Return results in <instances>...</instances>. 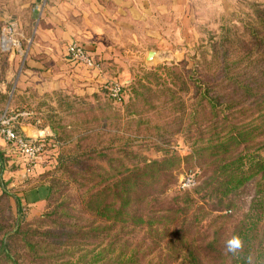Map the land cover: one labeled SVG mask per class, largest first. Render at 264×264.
<instances>
[{"label":"trees","instance_id":"16d2710c","mask_svg":"<svg viewBox=\"0 0 264 264\" xmlns=\"http://www.w3.org/2000/svg\"><path fill=\"white\" fill-rule=\"evenodd\" d=\"M255 8L250 43L227 31L203 53L210 61L182 64L177 91L139 85L134 99L125 102L124 90L111 99L123 115L110 142L43 139L56 166L44 183L24 169L45 201L31 222L20 205L13 214L0 152V264H264V8ZM173 131L190 150L182 161L201 178L174 198L181 158L162 147Z\"/></svg>","mask_w":264,"mask_h":264},{"label":"rangeland","instance_id":"374dc122","mask_svg":"<svg viewBox=\"0 0 264 264\" xmlns=\"http://www.w3.org/2000/svg\"><path fill=\"white\" fill-rule=\"evenodd\" d=\"M255 7L264 8V0H203L194 3V13L191 17L182 15V25L179 16L168 19L174 24L175 31L164 35L165 43L142 42V48L135 47L134 43L126 40L127 36L116 37L115 44L118 48L112 51L115 64L103 66L96 60L99 72L97 75H107L103 82H97L94 72L83 66L68 65L66 67H49L43 72L47 80L56 76L59 85L56 88L52 81L44 83L43 87L30 86L29 92L24 97L25 104L14 107L10 111L32 112L40 121L39 127L45 128L52 137L60 136L66 147L75 145L79 139H83L85 147H89L92 137L102 138L110 142L111 135L117 132L120 125V108L122 105L113 102L107 95L104 86L113 81L121 84L125 93V102L135 98V91L139 85L148 86L153 90H160L164 84L169 89L177 91L182 87V64H189V68L197 63L210 61V57H204L203 53H211L212 46L218 44L221 37L227 33H237L246 44L250 43L248 34L256 22ZM162 25L166 21L158 20ZM168 24V23H167ZM3 34V31H1ZM233 38V36H232ZM177 41V42H175ZM77 43V42H76ZM176 43V44H174ZM80 44V43H78ZM65 46V51H66ZM160 52L151 63H146L145 56L150 49ZM180 54V58L171 59L172 54ZM46 68V67H45ZM57 73L55 74V70ZM94 78V81L92 79ZM57 81V80H55ZM182 95V91L180 93ZM123 113V112H122ZM121 127V126H120ZM110 129V130H109ZM110 132V133H108ZM120 133V132H119ZM123 133V131H122ZM128 133L126 134V136ZM164 141H168L165 150L173 151L181 158L180 167L174 172V183L169 189V197H176L184 192L196 189L182 190L180 184L183 178L191 172L200 173L195 164H186L182 158L190 154L188 145L184 143L182 135L173 131L166 135ZM149 159L156 160L162 157V153L156 150L140 152ZM264 158V149L261 151ZM57 153L47 150L34 172V183H44L49 178V172L54 171ZM24 170V169H23ZM201 178L198 180V188ZM253 183L248 186V194L243 198L244 214L248 213L250 202L254 195ZM42 194L40 198H42ZM12 202V201H11ZM16 210L13 208V214ZM240 214V213H239ZM9 217V214L6 216ZM26 221L31 222L33 219Z\"/></svg>","mask_w":264,"mask_h":264},{"label":"crops","instance_id":"0c3cea01","mask_svg":"<svg viewBox=\"0 0 264 264\" xmlns=\"http://www.w3.org/2000/svg\"><path fill=\"white\" fill-rule=\"evenodd\" d=\"M200 1L203 0H0V117L25 104L30 86L37 88V84L41 88L51 80L58 87L59 79L55 76L47 80L43 72L49 67L78 65L67 57L66 45L80 43L95 61L104 67L112 66V51L118 48L116 37L127 36L126 40L137 48H142L144 41L165 43L164 35L175 31L168 19L179 16L182 25V15L191 17L194 3ZM159 19L168 24H159ZM10 25L16 27V46L1 34ZM151 51L160 57V52L152 48L145 61ZM172 55V60L181 57L178 53ZM57 72L56 69L54 73ZM92 72L97 82L107 78L106 74L97 75L98 69ZM17 127L28 139L48 135L34 121H21ZM0 152L6 160L3 185L14 198L13 208L18 210L20 205L28 219H33L44 211L45 201L28 184L21 158L1 136Z\"/></svg>","mask_w":264,"mask_h":264},{"label":"built area","instance_id":"2783aa9c","mask_svg":"<svg viewBox=\"0 0 264 264\" xmlns=\"http://www.w3.org/2000/svg\"><path fill=\"white\" fill-rule=\"evenodd\" d=\"M15 25L7 26L3 29V36L8 39L12 46L18 44ZM66 55L70 61L83 66L89 71L98 69L95 59L85 50L83 46L77 43H70L66 47ZM108 97L116 102L123 98V88L118 82H111L104 86ZM21 121H34L39 123L32 112L27 111H7L0 117V136L10 146H12L18 156L21 158L25 171L33 173L40 163L45 145L41 142L45 138L52 137L46 135L45 138L32 140L22 136L15 130V126ZM198 186V172H191L182 179L180 188L182 190L194 189Z\"/></svg>","mask_w":264,"mask_h":264},{"label":"water","instance_id":"95a60500","mask_svg":"<svg viewBox=\"0 0 264 264\" xmlns=\"http://www.w3.org/2000/svg\"><path fill=\"white\" fill-rule=\"evenodd\" d=\"M156 58V52L151 51L148 53L147 59H146V63H151L153 60H155Z\"/></svg>","mask_w":264,"mask_h":264},{"label":"clouds","instance_id":"9594fccd","mask_svg":"<svg viewBox=\"0 0 264 264\" xmlns=\"http://www.w3.org/2000/svg\"><path fill=\"white\" fill-rule=\"evenodd\" d=\"M232 245H233V242H229V250H231Z\"/></svg>","mask_w":264,"mask_h":264}]
</instances>
